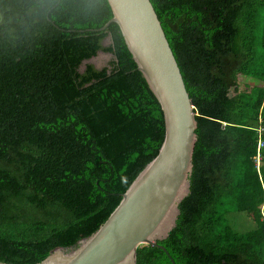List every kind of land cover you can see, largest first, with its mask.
<instances>
[{"label":"trees","instance_id":"1","mask_svg":"<svg viewBox=\"0 0 264 264\" xmlns=\"http://www.w3.org/2000/svg\"><path fill=\"white\" fill-rule=\"evenodd\" d=\"M150 1L197 141L176 225L136 264H264V0ZM111 17L107 0H0V262L35 264L91 235L163 142L118 25L99 29ZM99 51L113 57L102 68L88 61ZM230 212L254 226L234 230Z\"/></svg>","mask_w":264,"mask_h":264},{"label":"water","instance_id":"2","mask_svg":"<svg viewBox=\"0 0 264 264\" xmlns=\"http://www.w3.org/2000/svg\"><path fill=\"white\" fill-rule=\"evenodd\" d=\"M107 1L112 17L99 29L118 25L137 69L160 104L163 142L95 232L76 246L55 248L35 264H136L137 247L159 245L158 240L168 237L179 204L190 192L197 141L195 107L158 15L150 0Z\"/></svg>","mask_w":264,"mask_h":264},{"label":"rangeland","instance_id":"3","mask_svg":"<svg viewBox=\"0 0 264 264\" xmlns=\"http://www.w3.org/2000/svg\"><path fill=\"white\" fill-rule=\"evenodd\" d=\"M109 43V38L105 39L104 44ZM112 54L109 52L99 51L98 54L90 61L97 67L102 68L107 66L112 59ZM241 82V81H240ZM243 88V86L241 85ZM229 225L236 231L244 232L251 229L254 224L245 212H230L226 215Z\"/></svg>","mask_w":264,"mask_h":264},{"label":"built area","instance_id":"4","mask_svg":"<svg viewBox=\"0 0 264 264\" xmlns=\"http://www.w3.org/2000/svg\"><path fill=\"white\" fill-rule=\"evenodd\" d=\"M258 133H259V136H258V147H262L264 145V142L261 139V135L264 134V128L263 127H259L258 128ZM260 211H261V218H260V220L264 224V203L261 205Z\"/></svg>","mask_w":264,"mask_h":264}]
</instances>
